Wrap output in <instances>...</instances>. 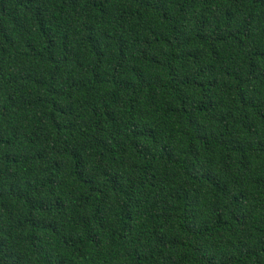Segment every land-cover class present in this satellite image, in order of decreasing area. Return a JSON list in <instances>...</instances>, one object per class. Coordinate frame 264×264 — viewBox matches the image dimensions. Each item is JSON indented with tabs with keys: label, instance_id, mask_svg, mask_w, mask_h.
<instances>
[{
	"label": "trees",
	"instance_id": "1",
	"mask_svg": "<svg viewBox=\"0 0 264 264\" xmlns=\"http://www.w3.org/2000/svg\"><path fill=\"white\" fill-rule=\"evenodd\" d=\"M0 264H264V0H0Z\"/></svg>",
	"mask_w": 264,
	"mask_h": 264
}]
</instances>
